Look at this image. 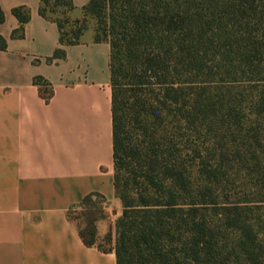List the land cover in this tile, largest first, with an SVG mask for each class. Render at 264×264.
<instances>
[{
  "label": "trees",
  "instance_id": "obj_1",
  "mask_svg": "<svg viewBox=\"0 0 264 264\" xmlns=\"http://www.w3.org/2000/svg\"><path fill=\"white\" fill-rule=\"evenodd\" d=\"M73 10L39 0L59 34L45 62L63 60L95 20L93 42L109 45L121 207L102 248L106 201L85 195L76 218L67 211L81 242L116 264H264V0H89L70 19ZM12 15L11 37L22 38L28 12ZM33 84L47 102L50 85Z\"/></svg>",
  "mask_w": 264,
  "mask_h": 264
},
{
  "label": "crops",
  "instance_id": "obj_2",
  "mask_svg": "<svg viewBox=\"0 0 264 264\" xmlns=\"http://www.w3.org/2000/svg\"><path fill=\"white\" fill-rule=\"evenodd\" d=\"M89 0H72L71 18ZM29 19L22 38L12 10ZM39 0H0V264H116L114 253L85 246L67 211L87 194L118 204L113 190L109 45L58 47L55 23ZM35 77L52 90L45 102ZM105 221L97 223L104 232Z\"/></svg>",
  "mask_w": 264,
  "mask_h": 264
},
{
  "label": "rangeland",
  "instance_id": "obj_3",
  "mask_svg": "<svg viewBox=\"0 0 264 264\" xmlns=\"http://www.w3.org/2000/svg\"><path fill=\"white\" fill-rule=\"evenodd\" d=\"M71 19V17H70ZM78 19H81V14L79 15ZM86 23H87V30L85 31L84 35L81 37L80 42L81 41H85V40H89V41H93V30L95 28V20L88 17L86 18ZM102 207L105 209V213H106V218L104 223V232L99 234V237L96 241V244L101 246L102 248H108L110 245H112V242H106L104 240V237L106 235V233L111 232V238L114 239V223L116 221V219L119 217L120 215V211H121V207L120 204L118 206V204H113V203H103ZM80 209L76 206H74L70 212L71 217H77L78 213H79ZM76 222H79L80 220H75Z\"/></svg>",
  "mask_w": 264,
  "mask_h": 264
}]
</instances>
